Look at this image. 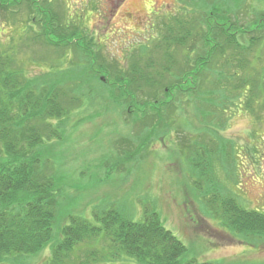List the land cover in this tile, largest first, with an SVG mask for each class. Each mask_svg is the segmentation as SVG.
<instances>
[{"label": "rangeland", "instance_id": "rangeland-1", "mask_svg": "<svg viewBox=\"0 0 264 264\" xmlns=\"http://www.w3.org/2000/svg\"><path fill=\"white\" fill-rule=\"evenodd\" d=\"M188 1L0 0L18 3L9 6L15 7L11 12L0 7V57L11 60L28 77H41L51 68L49 62L64 69L70 60L83 57L71 45L66 48L61 43L55 50L47 46L48 35L36 30L48 24L60 35L80 33L90 42L91 52L100 54V61L108 66L115 61L125 70L130 56L156 40L163 23L189 7ZM262 5L261 0H246L238 7L240 17L251 18L252 9ZM48 10L57 22L48 21L43 12ZM249 59V68L261 70L264 44L255 47ZM70 68L71 73L77 72L74 83L84 93L82 103L62 118L50 119L60 138H44L38 146L51 164L59 197L52 238L39 252L17 256L10 264L47 260L69 215L92 220L94 211L112 207L135 221L156 211L186 247L180 264L192 259L264 264V233L231 230L218 206L221 197L233 196L245 208L264 212V100L258 97L264 92L257 94L261 102L249 101L246 92L240 100L225 99L223 107L214 106L215 117H194L193 110L197 114L199 109L185 101L176 124L148 139L142 123L127 119V112L107 93L102 84L106 73L96 79L82 61ZM229 88L231 84L224 89L227 97ZM148 91L142 85L136 96L143 99ZM208 146L209 152H217L209 153ZM80 255L73 250L68 264H78Z\"/></svg>", "mask_w": 264, "mask_h": 264}, {"label": "trees", "instance_id": "trees-1", "mask_svg": "<svg viewBox=\"0 0 264 264\" xmlns=\"http://www.w3.org/2000/svg\"><path fill=\"white\" fill-rule=\"evenodd\" d=\"M245 1H188L189 7L163 23L156 40L130 56L125 70L115 61L110 66L100 61V54L91 52L90 42L80 33L60 35L48 24L36 30L48 35L47 46L71 45L83 57L70 60L64 69L49 62L51 68L41 77L25 76L22 68L0 57V264L35 254L52 238L59 197L51 164L38 146L45 139L60 138L50 119H60L82 103L84 93L74 83L77 72L69 68L82 61L92 77L106 73L102 84L107 93L127 112V119L142 123L148 139L176 124L185 101L199 109L197 114L193 110L194 117L203 118L215 117V107H223L225 99L240 100L243 92L249 101L264 100V93L257 95L264 92V67L262 74L249 68V56L264 44V0L248 19L240 17L238 8ZM16 4L0 3V7L11 12ZM43 12L48 21L57 22L51 10ZM230 84L227 97L224 89ZM142 85L149 89L143 99L136 96ZM218 206L223 223L231 230L264 233L263 211L247 209L233 196L221 197ZM77 249L81 253L78 264H180L186 247L156 211L135 221L112 207L94 211L92 220L69 215L49 258L39 264H68L70 253ZM185 264L217 263L192 259Z\"/></svg>", "mask_w": 264, "mask_h": 264}]
</instances>
